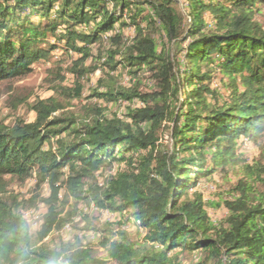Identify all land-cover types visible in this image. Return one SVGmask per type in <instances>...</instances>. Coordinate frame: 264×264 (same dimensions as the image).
<instances>
[{"label": "trees", "instance_id": "obj_1", "mask_svg": "<svg viewBox=\"0 0 264 264\" xmlns=\"http://www.w3.org/2000/svg\"><path fill=\"white\" fill-rule=\"evenodd\" d=\"M184 3L186 27L175 0H0V81L61 50L74 59L72 85L57 77L59 92L80 99L83 80L102 71L91 94L101 103L85 119L61 112L51 96L34 103V121L0 124V264H181L178 254L199 251L216 264H264V27L255 19L264 0ZM122 71L129 84L116 80ZM219 75L225 97L213 88ZM146 79L155 81L148 91ZM134 101L123 117L107 115L109 104ZM245 140L259 150L252 161L240 152ZM114 164L99 185L97 173ZM230 170L239 176L222 200L228 215L215 224L199 185ZM6 176L49 184L35 234L23 210L37 208L36 197L9 194ZM61 190L118 215L120 229L85 228L104 232L106 257L78 236L45 242L77 213L75 205L62 216ZM129 224L144 244L130 238Z\"/></svg>", "mask_w": 264, "mask_h": 264}, {"label": "rangeland", "instance_id": "obj_2", "mask_svg": "<svg viewBox=\"0 0 264 264\" xmlns=\"http://www.w3.org/2000/svg\"><path fill=\"white\" fill-rule=\"evenodd\" d=\"M183 3L184 0H177L175 1V6L185 16L186 27L188 16L185 12V4ZM255 19L264 27V6H260V10L256 12ZM206 20L209 24L213 23V19L209 13H206ZM125 33L126 35H132L134 31L132 29H126ZM175 53L176 49H172V54ZM61 54V50H57L50 60L36 62L33 66V71L25 76L0 81V124L14 125L18 121H34L37 116L36 112L32 109L34 103L39 99H46L51 96L62 103L63 110H61V112L74 114L81 119H85L88 116L86 108H88L90 104L91 106H96L97 103H101L96 97H91L92 89L95 88L97 80L102 76L101 68H98L93 74H90L83 80L84 90L80 99H71L59 92L60 80L57 77H61V75L66 76L67 80L65 83L67 86L72 85L73 79L69 67H71V62L74 58L71 56L72 54L68 57H62ZM74 56L77 57L76 55ZM172 58H175V56L173 55ZM177 60L182 64L183 54H179ZM87 63L90 64L91 60H88ZM147 75L144 76V78L147 77ZM127 77H131V75L122 71L116 80H118L120 84H124L125 78ZM145 81L146 83L142 86V89L145 91L151 90L155 81L151 79H146ZM148 81L151 85L147 83ZM126 83L127 82H125V84ZM225 84L226 81L221 80L220 75L217 76L213 83V88L219 91L224 97L227 95ZM127 106L128 105L124 102H120L109 104L105 110L109 116L118 114L123 117L124 113H126ZM162 141L166 149L171 147V139L167 131L162 136ZM240 152L246 155L248 161H252L258 155L259 150L251 141L245 140L240 146ZM117 168V164H114V167L112 165L105 168L97 173L95 181L98 182L99 185L104 184L107 178L115 173ZM238 176L237 170H230L228 172L215 173L212 178L201 180L202 182L199 185V189L203 192L205 199L208 201L207 211L215 224L221 223L228 215V210L222 203V200L230 198L231 188L235 185ZM5 179L8 183L7 190L9 194L11 193V195H15L22 200L36 197L38 207H27L23 210L24 215L31 210L35 213L38 212L40 215L39 219H34L33 216L25 215L29 219L32 218V233L35 234V232L40 229L41 218L47 211V206L40 199L50 195L49 184L44 183L40 187H37L35 178H31L24 183L9 176H6ZM59 200L64 204L63 217L67 218L68 213L72 211L75 205L77 213L71 216L70 220L65 222L64 226L54 229L45 238V242L51 247H57L62 242L75 240V236H78L84 243L92 241L91 246L98 257H106L104 249L99 244L104 232H89L85 228L89 223H91L92 226L100 228H106L105 223H110L109 225L112 230L120 229L121 224H119L118 215L112 213L108 216L106 210L99 209L93 202H76L72 197L67 199L64 190L60 191ZM217 203L220 205H217ZM84 213H86L88 220L82 217ZM126 231L129 233L132 240L139 241L140 244L145 243L143 239L144 234L138 231L136 226L129 224L126 227ZM176 260L180 261L181 264H216L215 258L206 256L204 251H199L197 253L183 252L176 256Z\"/></svg>", "mask_w": 264, "mask_h": 264}, {"label": "built area", "instance_id": "obj_3", "mask_svg": "<svg viewBox=\"0 0 264 264\" xmlns=\"http://www.w3.org/2000/svg\"><path fill=\"white\" fill-rule=\"evenodd\" d=\"M175 1H177V0H175ZM183 4H185V3H183ZM133 31H134V29H132ZM134 36V34H132V35H127V37H133ZM105 38H107L106 36H105ZM131 78L132 77H127V78H125V82H127L126 84H129L130 83V81H131ZM124 82V83H125ZM148 84H150L149 83V81L147 82ZM151 85V84H150ZM125 104H127V105H131V106H136L137 104H138V102L137 101H134L133 103H126V102H124ZM107 211V210H106ZM107 213V215L109 216V215H111L112 213L110 212V211H107L106 212ZM25 215H29V216H33V218L34 219H39L40 218V215L38 214V212H34L33 210H31V211H29V212H26L25 213Z\"/></svg>", "mask_w": 264, "mask_h": 264}]
</instances>
